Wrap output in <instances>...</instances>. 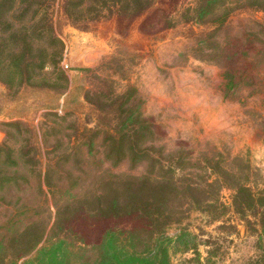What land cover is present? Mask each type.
<instances>
[{
	"label": "rangeland",
	"instance_id": "1",
	"mask_svg": "<svg viewBox=\"0 0 264 264\" xmlns=\"http://www.w3.org/2000/svg\"><path fill=\"white\" fill-rule=\"evenodd\" d=\"M132 1L0 0V264H109L105 232L143 228L90 198L148 173L179 187L156 202L168 264H256L264 225L234 197L264 192V0Z\"/></svg>",
	"mask_w": 264,
	"mask_h": 264
},
{
	"label": "trees",
	"instance_id": "2",
	"mask_svg": "<svg viewBox=\"0 0 264 264\" xmlns=\"http://www.w3.org/2000/svg\"><path fill=\"white\" fill-rule=\"evenodd\" d=\"M124 7L121 8L123 12L130 13L135 12L138 9V2L132 1V6L124 2ZM225 78V91L230 92L238 87L241 76L235 77L234 68L232 66H225L224 71ZM242 81V80H241ZM150 159L158 163V158L149 156L146 152L138 154L133 152L128 159L134 163L136 160L142 161L144 159ZM118 160V158H117ZM161 169L162 165L160 166ZM176 175L172 173L167 183L158 181V177H152V173H148L142 177L129 176L120 182L118 177H113L112 180L102 183L103 187L100 190H96L93 197L90 198L95 201L96 209L92 212H86L92 220L105 219L113 216L127 217L128 215H136L138 224L141 230L129 229L125 230L121 235L112 231H107L102 236V249L103 255L108 259L109 264H168V251L171 238L167 237L166 233L169 228L167 221L161 220L156 214L157 204L165 196L163 189L168 187L170 190L179 189L176 183ZM219 183V178L215 182L207 183V187H213L214 184ZM249 184H240L235 189V199L238 197H244L249 201L251 209L255 210L257 214L251 215L254 222H261L264 225V217L258 216V210L264 206V192L261 190H254ZM83 196V195H82ZM80 197L78 200H88V197ZM117 196H123L122 205L120 208L116 203H112V200ZM110 199L108 204L104 203V200ZM210 207L216 205L206 202ZM101 221V220H100ZM259 223V226H261ZM256 225V223H255ZM257 226V225H256ZM155 228H157L155 230ZM39 244V239L33 242L30 252ZM109 245L113 246V250L108 252ZM197 246L193 249L196 253ZM143 249L142 251L139 249ZM256 264H264V243L259 241L255 247ZM28 252V253H30ZM257 255V256H256ZM98 256V259H101ZM18 259V258H17Z\"/></svg>",
	"mask_w": 264,
	"mask_h": 264
}]
</instances>
